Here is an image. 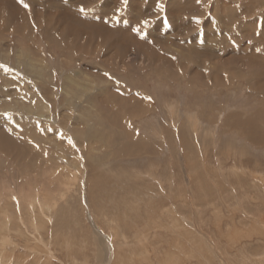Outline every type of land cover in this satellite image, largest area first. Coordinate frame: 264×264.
<instances>
[{"label":"rangeland","instance_id":"1","mask_svg":"<svg viewBox=\"0 0 264 264\" xmlns=\"http://www.w3.org/2000/svg\"><path fill=\"white\" fill-rule=\"evenodd\" d=\"M25 3L0 0V264H264V0Z\"/></svg>","mask_w":264,"mask_h":264},{"label":"bare ground","instance_id":"2","mask_svg":"<svg viewBox=\"0 0 264 264\" xmlns=\"http://www.w3.org/2000/svg\"><path fill=\"white\" fill-rule=\"evenodd\" d=\"M8 8V9H7ZM8 10V12L10 13V11H9V5H5L4 6V4L2 5V4H0V11H3V12H6ZM20 15V14H19ZM24 16H25V14L24 13H22V17H21V15H20V18L22 19V18H24ZM248 57H249V55H248ZM252 57V56H251ZM37 204V205H36ZM37 206L38 207V205H39V207L40 208H46V209H48V206L47 205H42L39 201H38V199L37 198H35V199H33V200H31L30 201V206L31 207H33V206ZM39 209V208H38ZM42 211H43V209H42ZM40 219V218H39ZM1 223H3V222H1ZM5 224V223H4ZM3 224V225H4ZM0 236H4V235H0ZM1 241H2V239H1ZM5 242H1L0 244H4ZM1 246V245H0ZM7 251V250H6ZM39 251V250H38ZM34 258V257H33ZM21 259V258H20ZM17 261V260H16ZM18 262V261H17ZM22 262V261H21ZM2 263V262H1Z\"/></svg>","mask_w":264,"mask_h":264},{"label":"snow or ice","instance_id":"3","mask_svg":"<svg viewBox=\"0 0 264 264\" xmlns=\"http://www.w3.org/2000/svg\"><path fill=\"white\" fill-rule=\"evenodd\" d=\"M123 2H124L125 4H127V0H123ZM20 3H21L25 8H29V7H30V5H28L27 3H25V0H20ZM157 6H158L159 8H161V9H163V7H164L163 4H158ZM144 23L147 24L148 21L145 20ZM105 75H108V74L105 73ZM117 83H119V81H117ZM117 90L119 91V89H117ZM138 95H139V93H138ZM144 99L150 101L152 98H151L150 96H146V97H144ZM61 135H62V133H61ZM69 143H70V144H73V143H74V142L71 140V138H69Z\"/></svg>","mask_w":264,"mask_h":264}]
</instances>
